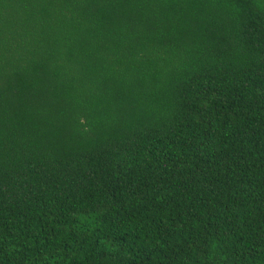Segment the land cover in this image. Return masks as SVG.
Here are the masks:
<instances>
[{"label":"trees","instance_id":"trees-1","mask_svg":"<svg viewBox=\"0 0 264 264\" xmlns=\"http://www.w3.org/2000/svg\"><path fill=\"white\" fill-rule=\"evenodd\" d=\"M0 264H264V0H0Z\"/></svg>","mask_w":264,"mask_h":264}]
</instances>
